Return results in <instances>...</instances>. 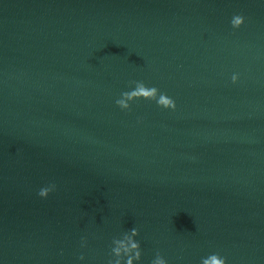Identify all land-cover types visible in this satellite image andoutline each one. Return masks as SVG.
<instances>
[{
  "label": "water",
  "instance_id": "obj_1",
  "mask_svg": "<svg viewBox=\"0 0 264 264\" xmlns=\"http://www.w3.org/2000/svg\"><path fill=\"white\" fill-rule=\"evenodd\" d=\"M140 83L176 109L118 108ZM133 227L142 264H264V2L0 0V264Z\"/></svg>",
  "mask_w": 264,
  "mask_h": 264
},
{
  "label": "clouds",
  "instance_id": "obj_2",
  "mask_svg": "<svg viewBox=\"0 0 264 264\" xmlns=\"http://www.w3.org/2000/svg\"><path fill=\"white\" fill-rule=\"evenodd\" d=\"M264 2V0H262ZM231 28L239 30L245 25V16L242 14H235L230 20ZM239 82V75L233 74L231 76V83L237 84ZM151 96V99H149ZM154 100L158 107L164 110L174 111L176 109L175 100L171 97L160 94L156 88H147L142 83L137 85V88L130 93H125L121 99L116 101V105L121 110L127 111L130 107L131 101L142 99ZM55 191V185H49L39 189L37 195L42 200H47L49 196ZM140 233L136 227L123 232L120 236L111 240L109 248L108 264H142V250L141 244L138 241ZM86 241L81 242L84 247ZM81 264H84L85 257H79ZM151 264H168V261L159 253L151 260ZM200 264H228L226 257L219 253H212L206 258H202Z\"/></svg>",
  "mask_w": 264,
  "mask_h": 264
}]
</instances>
